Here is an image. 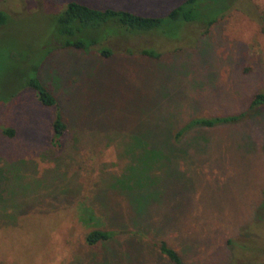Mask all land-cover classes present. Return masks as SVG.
<instances>
[{
    "label": "rangeland",
    "instance_id": "rangeland-1",
    "mask_svg": "<svg viewBox=\"0 0 264 264\" xmlns=\"http://www.w3.org/2000/svg\"><path fill=\"white\" fill-rule=\"evenodd\" d=\"M72 1L165 18L185 0H0V264H171L158 238L190 264H264V111L177 139L264 90V0H200L195 22L133 38L88 29L112 37L88 49L59 38ZM33 79L68 122L61 148ZM94 229L114 236L92 247Z\"/></svg>",
    "mask_w": 264,
    "mask_h": 264
},
{
    "label": "trees",
    "instance_id": "trees-1",
    "mask_svg": "<svg viewBox=\"0 0 264 264\" xmlns=\"http://www.w3.org/2000/svg\"><path fill=\"white\" fill-rule=\"evenodd\" d=\"M203 5L200 0H185L179 6L172 9L165 18L144 16L128 10H120L113 8L97 9L87 4L72 1L67 4L66 9L58 17L57 32L61 43L64 47H78L88 49L90 46L97 44L109 43L112 37L95 38L87 37L86 31L92 28H99L105 25L113 27L116 33L122 34L124 37H132L137 34L154 32L157 27H162L166 23L184 20L195 22L201 16ZM254 12L259 7L253 3ZM8 14L5 10L0 9V27L7 23ZM200 22V21H199ZM215 23V19L210 20L209 25L205 27L202 24L201 31L204 34L209 32V26ZM58 38V39H59ZM107 46V45H106ZM111 50L107 47L103 48L104 53ZM143 53L153 55V51L144 50ZM30 84L38 90L40 101L47 106H54L57 109L56 119L53 122V145L61 148L65 135L69 129L68 122L65 119L61 105L55 94L39 79H33ZM248 111H256L260 113L264 111V90L254 94L249 106L243 112L233 113L228 116L214 117H193L178 132V137L190 130H196L200 126H214L220 123L234 122L248 114ZM7 135H13L14 129H6ZM114 232L108 229H94L87 235V243L92 247H99L102 243L113 238ZM233 241V240H232ZM158 252L165 257L171 264H190L183 257L180 251L170 245L165 238H158L154 242ZM213 264V263H211ZM223 264H260L259 262L248 261L243 263L226 262Z\"/></svg>",
    "mask_w": 264,
    "mask_h": 264
}]
</instances>
